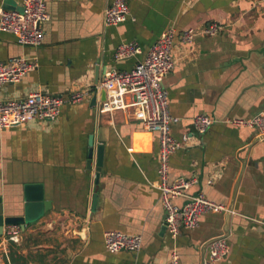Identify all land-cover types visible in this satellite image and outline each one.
<instances>
[{"label": "crops", "instance_id": "1", "mask_svg": "<svg viewBox=\"0 0 264 264\" xmlns=\"http://www.w3.org/2000/svg\"><path fill=\"white\" fill-rule=\"evenodd\" d=\"M114 1L46 0L50 19L41 24L38 47L0 30V61L23 56L38 63L20 82L0 89L3 99L22 100L36 91L64 97L87 92L81 102H66L56 120L34 118L0 129L4 214L24 213L27 183H41L50 204L25 229L5 227L0 264H170L173 252L181 264H202L218 237L230 245L218 264H264V129L230 122L264 116V0H128V19L105 26L104 10ZM7 5L0 0V8ZM212 22L225 24V30L183 42L184 29ZM169 27L176 29V64L162 86L170 113L180 118L170 133L181 144L170 156L169 180L194 178L188 195L204 193L229 208L202 215L178 237L163 230L165 210L155 186L159 133L145 128L135 107L99 113L101 93L93 102L105 69L133 68ZM125 42H136L141 53L116 60L115 49ZM200 113L216 120L205 133L193 125ZM90 136L95 145H105L98 182L95 161L87 166ZM17 227L19 241H9ZM109 230L141 234L142 249L109 252Z\"/></svg>", "mask_w": 264, "mask_h": 264}, {"label": "built area", "instance_id": "2", "mask_svg": "<svg viewBox=\"0 0 264 264\" xmlns=\"http://www.w3.org/2000/svg\"><path fill=\"white\" fill-rule=\"evenodd\" d=\"M21 6L23 10L0 8V30L14 34L18 43L22 45L38 47L44 40L41 24L50 19L46 0H22ZM129 15L128 0H115L104 10V25H118L126 21ZM225 28V24L219 22H212L202 29L187 28L182 32V40L192 44L198 34L217 35ZM175 34L174 27L162 31L150 47L147 56L138 61L133 68L105 69L102 79L93 90L96 93L103 90L106 92V98L97 105L99 113H112L135 107L145 128L159 133V178L155 186L160 191L166 213V228L174 237H178L182 233V228L196 227L202 215L225 212L229 208L209 200L204 193L188 195L187 191L195 183L194 178L179 177L173 181L169 180L170 156L181 147L180 142L170 133L171 125L180 118L170 113L167 90L162 86V82L176 64L172 54ZM139 53L141 47L136 42H125L116 47L114 57L116 60H123ZM37 67L36 60L23 56L0 61V89L7 84L20 82L26 73ZM86 97L85 91H74L69 97L36 91L22 100H6L0 96V129L21 125L34 118L56 120L66 102L77 103ZM215 121L212 116L205 113L193 117V125L200 133L207 132ZM230 122L236 125H258L264 129V116L261 115L250 121L232 119ZM178 197H186L187 200L182 205H177L174 199ZM19 233L20 227L15 228L9 233L8 240L18 242ZM104 243L106 249L112 253L122 250L139 252L143 247V236L109 230L104 233ZM229 252L230 245L225 237L215 238L209 243L208 254L202 264H218ZM170 264H181L176 252H173Z\"/></svg>", "mask_w": 264, "mask_h": 264}, {"label": "water", "instance_id": "3", "mask_svg": "<svg viewBox=\"0 0 264 264\" xmlns=\"http://www.w3.org/2000/svg\"><path fill=\"white\" fill-rule=\"evenodd\" d=\"M7 8H17L23 10L22 6L16 5L13 0H6ZM97 93L93 97V102L97 100ZM106 98V92H101V100ZM264 137V135H262ZM90 148L88 152L87 166L92 168V164L95 161V179L98 182L100 172L104 163V144L95 145L94 136H90ZM25 191V209L24 213L19 216H6L4 214L2 197L0 196V236L5 233L6 226L19 225L22 229L26 228V225L39 220L46 211L50 208L49 202L44 197V187L41 183H27L24 188ZM96 196L94 203L96 202ZM231 210V209H230ZM231 212V211H230ZM166 218V213H165ZM166 229L164 224L163 230Z\"/></svg>", "mask_w": 264, "mask_h": 264}, {"label": "trees", "instance_id": "4", "mask_svg": "<svg viewBox=\"0 0 264 264\" xmlns=\"http://www.w3.org/2000/svg\"><path fill=\"white\" fill-rule=\"evenodd\" d=\"M11 245H10V248H11L10 249V258H11V261L14 262L15 261V258L13 257V254H14V252H13V245L12 246Z\"/></svg>", "mask_w": 264, "mask_h": 264}]
</instances>
